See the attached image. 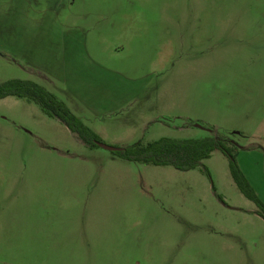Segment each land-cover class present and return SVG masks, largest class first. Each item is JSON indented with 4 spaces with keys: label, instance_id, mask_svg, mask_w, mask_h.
I'll use <instances>...</instances> for the list:
<instances>
[{
    "label": "rangeland",
    "instance_id": "rangeland-1",
    "mask_svg": "<svg viewBox=\"0 0 264 264\" xmlns=\"http://www.w3.org/2000/svg\"><path fill=\"white\" fill-rule=\"evenodd\" d=\"M7 2L14 15L25 6L30 27H0V83L30 81L75 112L82 109L83 124L108 147L230 141L264 205V0ZM52 27L76 30L70 39L89 42L94 58L122 75L109 76L112 88L127 91L122 107L114 101L118 94L108 95L95 114L72 97L68 77L38 57L39 46L58 40L47 32ZM100 169L108 170L102 183L111 189L88 212L98 181L85 174ZM116 185L127 189L117 193ZM252 210L220 151L185 172L126 162L84 146L28 100H0V219L27 217L31 226L48 224L50 233L70 231L76 222L77 234H112L127 243L134 237L135 264H264V220ZM16 248L0 264H72L31 243ZM96 253L92 264L129 261Z\"/></svg>",
    "mask_w": 264,
    "mask_h": 264
},
{
    "label": "crops",
    "instance_id": "crops-1",
    "mask_svg": "<svg viewBox=\"0 0 264 264\" xmlns=\"http://www.w3.org/2000/svg\"><path fill=\"white\" fill-rule=\"evenodd\" d=\"M29 1L32 0H27V2ZM20 8L19 11L23 10L22 13L19 12L17 15V12L14 15V4L7 2V0H0V27H30L24 14L25 6L21 5ZM52 28H49L47 32L52 33L58 40L54 42L48 40L43 43L42 46H39L38 57L44 64L46 63L50 65V67L53 66L54 70L68 77L66 81L70 85V94L72 97H75L86 111L90 113L97 114L98 109L104 107L98 103V100L108 95L118 94V98L114 99V101L116 106L122 107V100L124 101V98L128 97L127 91L123 89H119L118 91L112 88L109 81L111 78H114V76L118 75L122 77V75L118 71L110 70L99 58L95 59L93 53L89 52V42L70 39L71 33L76 30H73V28L64 30L57 29V27ZM37 30L42 29L37 28ZM28 32H30V29ZM49 37H52V35H49ZM25 39L28 45V39ZM28 48H30V46H28ZM110 74H113V77L109 78ZM61 78H63V76H61ZM131 92L132 95L136 94L135 90ZM66 106L68 107V105ZM68 109L79 118L78 111L82 109H76L77 112L69 107ZM107 171L108 170L100 169L93 173L85 174L90 175L94 182L98 181L96 186H94V190H92L88 196V212L93 211L96 202L103 201L102 195L106 193V189L108 193L110 192L111 187L102 183L103 177L109 175L106 174ZM52 172L58 174L60 172L70 173L77 171L56 170ZM116 172L124 171L117 170ZM245 177L247 181L252 184L248 176L245 175ZM113 188L117 193H119L120 190L125 192L127 189L126 186L119 185ZM128 188L129 190L127 191L131 192L132 187ZM77 199L78 195H75V201H77ZM252 211L257 215V210ZM15 225L18 227L14 228ZM46 225L49 226L46 223L38 222L36 226H31L27 217L24 219L20 218L17 222L14 219H0V262L7 263L6 259L8 258L4 257L11 256L12 250L20 245L24 248L28 243L34 245L37 252L47 250L51 256L58 259L61 263L92 264L93 260L91 257L98 254L96 252H99L102 256L109 258L118 255L128 257V264H135L136 256L140 255V242L134 237L130 238L127 243L126 239H120L112 234L92 235V233L88 231L77 234V232H75L76 222H72V229L70 231H66L65 233H50ZM89 225L90 220H86L85 226L87 227ZM95 241H100L104 247L94 249L92 245ZM2 259H4V261H2ZM116 262V260L111 259V264H116Z\"/></svg>",
    "mask_w": 264,
    "mask_h": 264
},
{
    "label": "trees",
    "instance_id": "trees-1",
    "mask_svg": "<svg viewBox=\"0 0 264 264\" xmlns=\"http://www.w3.org/2000/svg\"><path fill=\"white\" fill-rule=\"evenodd\" d=\"M9 97L25 99L38 105L45 115L63 123L86 147L98 148L97 144L101 143L99 137L87 128L63 102L40 85L21 80L0 83V100ZM229 144L232 143L214 138L187 141L161 139L146 147L136 144L133 147L122 148L114 155L126 162L156 167L170 166L185 172L195 170L203 161L209 159L214 151H220L228 159L230 173L237 188L247 200L255 204L257 215L264 220V205L242 174L235 154L228 147Z\"/></svg>",
    "mask_w": 264,
    "mask_h": 264
},
{
    "label": "water",
    "instance_id": "water-1",
    "mask_svg": "<svg viewBox=\"0 0 264 264\" xmlns=\"http://www.w3.org/2000/svg\"><path fill=\"white\" fill-rule=\"evenodd\" d=\"M98 147L102 148V149H105L111 153H117L120 149H117V148H113V147H108L106 145H104L103 143H98L97 144Z\"/></svg>",
    "mask_w": 264,
    "mask_h": 264
}]
</instances>
